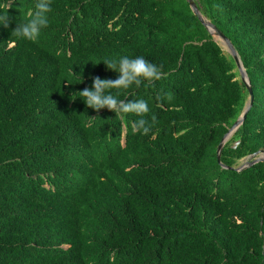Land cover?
Segmentation results:
<instances>
[{
  "label": "trees",
  "instance_id": "16d2710c",
  "mask_svg": "<svg viewBox=\"0 0 264 264\" xmlns=\"http://www.w3.org/2000/svg\"><path fill=\"white\" fill-rule=\"evenodd\" d=\"M34 2L0 27V264H264V162L231 170L264 151V0H193L253 93L231 169L217 147L248 92L185 0H52L39 38L17 39ZM120 56L163 72L118 96L148 102L147 134L71 97Z\"/></svg>",
  "mask_w": 264,
  "mask_h": 264
},
{
  "label": "clouds",
  "instance_id": "9594fccd",
  "mask_svg": "<svg viewBox=\"0 0 264 264\" xmlns=\"http://www.w3.org/2000/svg\"><path fill=\"white\" fill-rule=\"evenodd\" d=\"M51 4L52 0H35L30 18L24 22L15 23L11 33L15 34L17 39L35 42L49 24ZM14 6V0H0V27L7 28L13 21L8 9ZM101 62L107 70L118 74L116 78L109 80L96 76L90 77L91 86L73 93L71 97L79 98L86 108L94 112L107 109L114 114H134L137 119L133 123V131L140 134L149 133L154 119L146 118L149 112L148 102L144 99H120L118 96L121 90L128 89L130 86L139 87L142 83L160 80L163 75L161 68L143 56L134 58L120 56L118 59H104Z\"/></svg>",
  "mask_w": 264,
  "mask_h": 264
},
{
  "label": "water",
  "instance_id": "95a60500",
  "mask_svg": "<svg viewBox=\"0 0 264 264\" xmlns=\"http://www.w3.org/2000/svg\"><path fill=\"white\" fill-rule=\"evenodd\" d=\"M186 3L189 5V8L192 12V14L194 16L197 17L198 21L203 25V27L208 31V33L212 36L213 40L215 42H220L222 43V45L225 48V51L231 56V58L233 59L236 69L239 73L240 76V80L243 83V85L245 86L247 92H248V100L247 103L245 104V107L240 115V117L233 123V125L230 127V129L228 130V132L224 135V137L222 138L221 142L219 143L218 147H217V153H216V160L217 163L224 169H231V168H227L224 167L223 165H221L220 163V154H221V150L223 145L226 143V141L231 137V135L239 128V126L243 123L246 114L248 113V111L250 110V108L253 105V93H252V89L250 86V82L247 78V75L245 73V70L243 69L241 62L239 60V57L233 47V45L231 44V42L229 41V39L223 35V33L221 31H219L213 24H211L210 22L206 21L201 14L199 13L195 3L193 2V0H185ZM260 162H264V151H260V152H256L254 154H252L251 156L248 157L247 161H245L244 164L240 165L238 168L235 169H231V170H235L237 172H240L241 170L247 168V167H251L257 163Z\"/></svg>",
  "mask_w": 264,
  "mask_h": 264
},
{
  "label": "rangeland",
  "instance_id": "374dc122",
  "mask_svg": "<svg viewBox=\"0 0 264 264\" xmlns=\"http://www.w3.org/2000/svg\"><path fill=\"white\" fill-rule=\"evenodd\" d=\"M219 45L222 47L223 50H225L224 46L222 45V43L218 42ZM248 159V158H247ZM247 159H244L243 161H241V165L245 163V161H247Z\"/></svg>",
  "mask_w": 264,
  "mask_h": 264
}]
</instances>
